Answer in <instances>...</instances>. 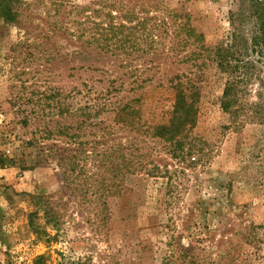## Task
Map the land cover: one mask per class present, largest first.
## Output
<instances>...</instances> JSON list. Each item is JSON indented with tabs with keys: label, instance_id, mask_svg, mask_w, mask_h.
Wrapping results in <instances>:
<instances>
[{
	"label": "rangeland",
	"instance_id": "1",
	"mask_svg": "<svg viewBox=\"0 0 264 264\" xmlns=\"http://www.w3.org/2000/svg\"><path fill=\"white\" fill-rule=\"evenodd\" d=\"M8 3L10 18L0 10V155L11 160L0 165V264H34L40 254L52 264H167L171 249L179 247L205 264H264V60L245 65L247 74L237 78L242 114L236 127L220 106L226 73L211 58L204 67L192 65L195 46L183 45L186 29L180 27L187 22L210 48L231 42L234 29L243 49L254 32L251 1ZM76 3L87 13L99 9L96 20L110 13L117 24L135 27L133 52L119 48L84 55L67 29L69 8ZM72 49L79 52L71 55ZM244 57L257 59L255 52ZM124 59L146 67L144 73H156L148 67L159 63L155 79L129 90L131 78L118 67ZM188 69L201 77L193 128L196 163L178 166L163 143L147 136L146 142L160 150L159 163L177 172L129 176L121 195L105 199L68 182L54 163H33L37 149L26 141L55 118L69 90L85 84L104 88L114 80L118 98L139 97L150 123L161 119L163 104L173 97L159 81ZM250 234L252 243L246 240Z\"/></svg>",
	"mask_w": 264,
	"mask_h": 264
},
{
	"label": "trees",
	"instance_id": "2",
	"mask_svg": "<svg viewBox=\"0 0 264 264\" xmlns=\"http://www.w3.org/2000/svg\"><path fill=\"white\" fill-rule=\"evenodd\" d=\"M8 1L0 0V10L6 12L10 18L13 13ZM250 1L254 32L245 42L243 49L235 41L234 29L230 32L232 39L234 38L231 42H219L210 48L200 42L201 34L194 35L192 27L188 26L187 22L180 25L186 29L183 45L195 46L189 54L192 65H197V68L204 67L206 58H211L220 71L226 73L220 106L229 113L236 127L242 114L241 106L238 104L240 98L237 83L241 80L237 78L247 74L243 68L245 65L255 64L259 59L264 60V0ZM85 11L86 6L72 4L68 11L67 27L70 38L79 42L84 55L91 54L90 51H96L95 54L100 52L111 54L119 48L129 54L133 52L136 46L134 34L138 31L132 30L135 27L117 24L110 13L96 20L94 17L101 15L96 14L99 9H93L88 13ZM233 15L234 13L232 17ZM124 17L128 21L131 13L126 10ZM146 35L150 36L151 42H155L150 31L147 30ZM151 48L155 50L157 47L155 45ZM78 52L72 49L71 55ZM250 52H255L257 59L254 57L240 59L242 54L249 55ZM198 59H202L199 64L196 63ZM137 65L133 59L121 60L118 65L124 69V74L131 78L129 84L132 86L129 90L138 89L155 79L154 76L157 74L155 69L159 67V63L148 67L156 72L153 74L144 73L147 68L141 69ZM164 78L166 83L159 81L160 85L171 88L173 97L163 104L159 117L161 119L150 123L143 118L139 97L118 98L119 90L118 86L113 85L114 80L104 88L85 84L82 89L69 90L65 95V105L58 106L54 111L55 118L47 121L43 128H36L39 135L36 133V136L26 141L27 145L37 149L33 163L35 165L54 163L65 174L68 182L85 188L84 192L90 195H99L103 199L110 193L121 195L129 176L144 174L159 177L169 173L167 175L171 177L170 175L173 176L177 172L178 168L174 167V171L171 172L165 165L159 163L156 156L160 150L146 142L147 136L154 139L155 143H163L165 153L175 160L178 166L182 163L187 165L196 163L198 159L195 157L197 152L193 147V128L198 116L201 77L198 71L188 69L170 77L165 75L162 79ZM56 94L60 95V92ZM10 160L0 155V165ZM257 227L259 226H253L254 229ZM254 238L251 234L246 236L248 243H252ZM173 242L170 240L169 245H173ZM176 250L177 255H174ZM176 250L171 249L167 264H205V261L197 259V256L191 255V251L185 248L179 247ZM34 264L52 263L45 254H40L34 259Z\"/></svg>",
	"mask_w": 264,
	"mask_h": 264
}]
</instances>
